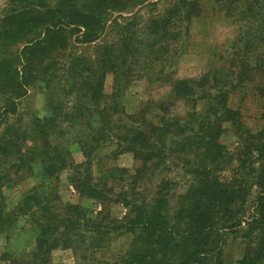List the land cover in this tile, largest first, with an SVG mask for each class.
Instances as JSON below:
<instances>
[{
  "label": "trees",
  "instance_id": "trees-1",
  "mask_svg": "<svg viewBox=\"0 0 264 264\" xmlns=\"http://www.w3.org/2000/svg\"><path fill=\"white\" fill-rule=\"evenodd\" d=\"M202 1L7 0L0 20V229L10 233L24 215L37 231L27 261L17 264H54L56 250L103 249L123 234L131 245L113 264H264V0H213L235 18L239 34L223 70L179 79L172 69ZM143 79L171 88L155 124L126 115L121 102ZM30 90L44 98L43 118L22 110ZM179 102L191 104L186 117L170 113ZM249 103L260 109L255 130L246 122ZM227 133L235 138L231 148L221 141ZM74 145L81 163L71 156ZM105 147L114 159L131 154L139 168L113 166L96 176L93 162ZM66 168L77 193L100 204L95 218L62 202L52 182ZM37 174L44 182L16 211L3 212L4 189ZM181 184L187 190L172 211L169 194ZM113 203L126 209L121 219L111 216ZM232 247L241 258L229 263Z\"/></svg>",
  "mask_w": 264,
  "mask_h": 264
},
{
  "label": "rangeland",
  "instance_id": "rangeland-1",
  "mask_svg": "<svg viewBox=\"0 0 264 264\" xmlns=\"http://www.w3.org/2000/svg\"><path fill=\"white\" fill-rule=\"evenodd\" d=\"M202 10L198 17L193 18L189 32L190 36L184 42L183 54L179 56L175 67L172 69L174 77L179 79H198L203 75L214 74L224 64L231 44L235 41L239 34V26L237 21L228 16L222 8L220 2L213 0H203ZM8 7L7 0H0V20L6 15ZM229 74V72H227ZM165 85V86H164ZM106 93L112 92V81L108 78L106 83ZM171 94V88L160 82H149L146 79L134 83L124 94L121 100L126 115L136 117V120L146 124L158 122L162 113L158 106L163 102H168ZM22 110L30 113H36L40 118L45 116V101L41 93L30 90L28 96L22 102ZM205 105H198L199 112L205 110ZM249 111L246 114V122L254 130L260 125L259 113L260 109L255 104L247 105ZM144 111V113H143ZM186 117L191 112V104L179 102L175 104L170 113ZM171 116V115H170ZM123 122H128L125 116H122ZM228 147L235 144V138L232 134L227 133L222 138ZM113 148L105 147L98 151L97 158L93 162L94 174H105L111 167L125 168L129 173L139 168V163L134 160L129 153L122 154L113 158ZM71 156L75 163H81L84 160L79 148L74 145L71 147ZM154 169V168H150ZM156 171L155 173H157ZM71 170L66 168L59 173L57 179L52 182L57 187L62 202L65 204H73L81 206L91 218H95L100 211L99 203L80 196L70 179ZM171 178H176L174 173H171ZM164 175H162V178ZM161 177H158L160 180ZM184 181L181 179L178 181ZM44 177L41 175H33L14 185V187L4 189L5 200L3 204V212L16 211L23 195L33 186L42 184ZM49 183L46 179V184ZM45 184V185H46ZM49 187L48 185L46 186ZM147 187V186H146ZM51 188V185H50ZM170 191V207L174 211L178 204V196L186 192L185 184L173 186ZM126 212V209L121 204L113 203L110 205V214L113 218L121 219ZM11 232L6 233L0 229V264H17L16 262H26L30 251L35 245L37 231L30 223L27 216H17L14 224H12ZM132 236L123 234L116 237L109 246L103 249L96 250H78L59 249L53 252L52 261L54 264H113L119 257L130 248ZM226 260L231 263L233 259L241 255L240 247H232L229 249Z\"/></svg>",
  "mask_w": 264,
  "mask_h": 264
},
{
  "label": "crops",
  "instance_id": "crops-1",
  "mask_svg": "<svg viewBox=\"0 0 264 264\" xmlns=\"http://www.w3.org/2000/svg\"><path fill=\"white\" fill-rule=\"evenodd\" d=\"M228 251H229V250H228ZM228 251L226 252V255H227ZM240 258H241L240 256H237L235 259H233V263H234L236 260L240 259Z\"/></svg>",
  "mask_w": 264,
  "mask_h": 264
}]
</instances>
